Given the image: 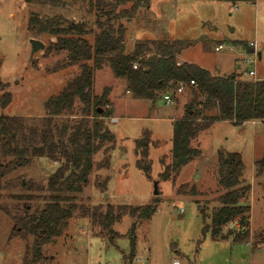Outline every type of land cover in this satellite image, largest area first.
Segmentation results:
<instances>
[{"label":"rangeland","instance_id":"rangeland-1","mask_svg":"<svg viewBox=\"0 0 264 264\" xmlns=\"http://www.w3.org/2000/svg\"><path fill=\"white\" fill-rule=\"evenodd\" d=\"M87 10L81 0H66L65 7L56 8L30 6L21 0H0V78L8 84L6 90L12 95L8 107L0 109V114L22 116L27 124L40 125L45 116V100L58 93L78 72L76 66L56 68L66 53L44 55L48 38L27 31L29 12L40 16L62 15L79 31L84 29L83 37L92 42L99 31L95 23L98 19L94 12ZM121 22L125 27L126 51L144 39L188 40L190 43L178 60L194 63L215 76L241 74L237 72L240 67L254 68L245 62V45H234V41L257 40L264 49V0L255 3L150 0L134 17ZM31 38L43 42L44 48L33 49ZM256 70L264 75V53ZM105 88L109 90L107 97L112 113L102 121L113 133L114 145L109 150L111 146L105 144L109 147L93 154V170L76 201L87 206H140L155 202L156 211L136 230L137 251L132 260L128 258L126 235L132 222L130 216L124 215L112 226L119 236L113 237L110 243L106 235L94 236L88 219L75 213L63 234L43 246L42 259L37 264H169L172 258L179 264H264V245L253 242L254 236L264 233V173L257 176L254 164L264 154V123L259 127L256 124L255 132L252 129L241 134L239 125L215 121L192 141L200 149V155L165 180L160 177V159L170 162L172 123L183 116L185 104L193 97L192 88L185 86L172 102L159 99L151 106L148 100L133 98L127 93L124 81L115 78L104 66L94 73L93 92L100 95ZM74 112L69 117L71 120L80 116L77 104ZM65 119L66 116H58L56 123L61 125ZM144 129L149 130L151 138L149 177L135 164L134 140ZM220 148L237 151L242 156L241 181L250 185L246 200L250 206L247 241L233 240V236L213 238L210 228L202 233L203 226L210 224L212 209L220 206L217 197L225 192L217 183L216 153ZM107 157L110 158L108 167ZM3 161L0 154V162ZM58 165L45 157H37L28 166L15 168L0 181V206L11 214L22 213L24 203L31 211L41 208L43 197L49 194L45 189L47 178ZM106 177L108 181L103 190L98 184ZM155 182L156 195L153 193ZM26 183H32L33 188L27 190L20 186ZM20 195H29L31 199L20 200L17 198ZM12 225L9 215L0 209V264H21L32 243L30 235L9 239ZM229 230L238 231L236 221L224 225L220 234Z\"/></svg>","mask_w":264,"mask_h":264},{"label":"trees","instance_id":"trees-1","mask_svg":"<svg viewBox=\"0 0 264 264\" xmlns=\"http://www.w3.org/2000/svg\"><path fill=\"white\" fill-rule=\"evenodd\" d=\"M21 1L30 6H66V0ZM234 1L255 3L256 0ZM81 2L98 19L95 23L99 31L92 42L83 37L84 29L79 31L72 21L62 15L40 16L33 11L28 14L27 31L48 38L44 55L64 52L66 55L56 68L76 66L78 69L58 93L45 100V116L41 124H27L22 116L0 114V154L4 159L0 162V181L15 168L28 166L33 158L45 157L59 163L47 178L45 189L49 194L43 197L41 208L31 211V207L24 203L22 213L11 214L0 206L13 222L9 239L23 235L32 237L31 246L26 249L21 264H37L42 259L43 246L63 234L75 213L88 219L94 236L106 235L110 243L113 237L119 236L112 226L124 215L130 216L132 222L126 235L129 239L128 258L132 260L137 251L136 230L156 211L155 202L140 206H87L76 201L93 170V154L102 147L111 146L109 150L112 149L115 140L102 121L112 113L107 97L109 90L105 88L100 95L93 92L97 70L108 67L115 78L124 81L126 91L133 98L148 100L151 106L164 99L165 95L173 100L180 83L192 88L193 97L185 104L183 116L172 123L170 162L160 159V177L165 180L200 155V149L194 147L192 141L215 121L240 125L246 121L264 120V79L240 80L241 74L236 72L215 76L194 63L180 62L178 56L189 45L188 40L144 39L135 42L131 51H126L125 27L121 20H130L140 8L147 7L150 0ZM127 3L130 5L126 7ZM233 44L246 43L234 41ZM7 87L8 84L0 78L1 110L11 102L12 95ZM76 104L80 116L71 120L69 117L75 115ZM58 116H66L61 125L56 123ZM134 143L135 164L149 177V130H142ZM216 157L217 183L225 192L217 197L220 206L212 209L210 224L203 226L202 233L210 228L213 238L233 236V240L247 241L250 238V206L246 200L250 185L241 181L244 169L242 156L237 151L220 148ZM109 159L107 157V167ZM254 164L256 175L263 174L264 154ZM107 181L108 177L98 184L99 187L105 190ZM20 186L27 190L33 188L32 183ZM181 189L178 191L183 192ZM17 198L30 200L31 196L20 195ZM233 221L237 222L238 231L233 233L229 230L220 234L222 227ZM253 242L264 245V233L254 236Z\"/></svg>","mask_w":264,"mask_h":264},{"label":"built area","instance_id":"built-area-1","mask_svg":"<svg viewBox=\"0 0 264 264\" xmlns=\"http://www.w3.org/2000/svg\"><path fill=\"white\" fill-rule=\"evenodd\" d=\"M221 46H219L220 48ZM248 47L251 48V53L248 54V56L245 58V62L251 66H254L257 60V53H258V44L255 41H252L248 44ZM133 67L135 68L136 65H133ZM243 75L245 76L243 79L242 77L240 78V80H256L255 78V69L254 68H249L248 70L243 72ZM242 75V76H243ZM191 84L193 83V81L190 82ZM185 88V84L180 83L178 85V88L176 90V93H180L182 92V90ZM164 100L166 101V103L168 102H172L171 98L169 95H165L164 96ZM113 121H117V119H113ZM171 264H179V261L177 259L172 260Z\"/></svg>","mask_w":264,"mask_h":264},{"label":"crops","instance_id":"crops-1","mask_svg":"<svg viewBox=\"0 0 264 264\" xmlns=\"http://www.w3.org/2000/svg\"><path fill=\"white\" fill-rule=\"evenodd\" d=\"M235 6H236V4H234ZM252 41H255V42H257V44H258V53H257V60H256V63H255V65H254V69H255V77H256V79H264V75H260L258 72H257V70H256V65H257V63L261 60V58H262V55H263V53H264V49H261L263 46H261V44L257 41V40H252ZM252 41H248V42H246V44H245V46H244V50H245V53H247V55H246V57L248 56V54H250L251 53V48H249L248 47V44L250 43V42H252ZM250 68V67H249ZM249 68H245V67H240V69L237 71V72H244V71H246V70H248ZM242 73H241V75H242ZM127 93H128V91H126ZM228 122V121H227ZM263 123H264V120L263 121H261V120H254V121H246V122H244V123H242V124H240L239 125V128H240V130H239V132L241 133V134H245V133H248V132H250L252 129V131H254L255 132V128L258 126H262L263 125ZM257 124V126L255 127V125ZM174 259H176V258H172V259H170V263L169 264H171V262H172V260H174Z\"/></svg>","mask_w":264,"mask_h":264},{"label":"water","instance_id":"water-1","mask_svg":"<svg viewBox=\"0 0 264 264\" xmlns=\"http://www.w3.org/2000/svg\"><path fill=\"white\" fill-rule=\"evenodd\" d=\"M31 46L33 49H43L44 48V43L41 42L40 40L38 39H35V38H31L29 40ZM153 193L156 195L158 194V190H157V184L156 182L154 183V190H153Z\"/></svg>","mask_w":264,"mask_h":264}]
</instances>
